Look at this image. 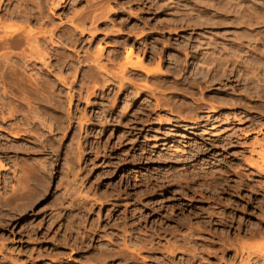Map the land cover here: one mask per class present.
<instances>
[{"label":"rangeland","instance_id":"obj_1","mask_svg":"<svg viewBox=\"0 0 264 264\" xmlns=\"http://www.w3.org/2000/svg\"><path fill=\"white\" fill-rule=\"evenodd\" d=\"M52 1L0 0V264L264 260V0Z\"/></svg>","mask_w":264,"mask_h":264},{"label":"bare ground","instance_id":"obj_2","mask_svg":"<svg viewBox=\"0 0 264 264\" xmlns=\"http://www.w3.org/2000/svg\"><path fill=\"white\" fill-rule=\"evenodd\" d=\"M27 1H28V0H27ZM48 1H49V0H48ZM50 1H52V0H50ZM52 2H53V1H52ZM55 2H56V1H55ZM59 2H60V1H58V3H59ZM211 2H212V1H211ZM227 2H228V1H227ZM28 3H29V2H28ZM30 3H31V2H30ZM48 3H49V2H47V4H48ZM58 3H57V6H58ZM221 3L223 4V2H221ZM221 3H220V4H221ZM241 3H242V2H241ZM37 4H39V3H37ZM228 4H229V3H228ZM31 5H32V4H31ZM33 5H34V3H33ZM40 5H41V3H40ZM43 5H44V4H43ZM43 5H42V6H43ZM55 5H56V4H55ZM60 5H61V4H60ZM223 5H224V4H223ZM232 5H233V4H232ZM238 5H239V4H238ZM47 6H50V5H47ZM102 6H103V5H102ZM219 6H220V5H219ZM224 6H225V5H224ZM235 6H236V5H235ZM235 6H234V7H235ZM247 6H248V5L246 4V7H247ZM30 7H31V6H30ZM36 7L39 8V6H36ZM36 7H35V8H36ZM43 7H44V6H43ZM92 7H93V6H92ZM95 7H96V6H95ZM220 7H221V6H220ZM228 7H229V6H228ZM237 7H238V6H237ZM240 7H241V6H240ZM246 7H245V8H246ZM248 7H249V6H248ZM250 7H251V6H250ZM38 8H37V9H38ZM55 8H56V7H55ZM241 8H242V7H241ZM243 8H244V7H243ZM23 9H24V8H23ZM44 9H45V8H43V10H44ZM50 9H53V8H50ZM96 9H97V8H96ZM96 9H95V10H96ZM246 9H247V8H246ZM246 9H245V10H246ZM255 9H256V8H255ZM97 10H98V9H97ZM249 10H250V9H248L247 11H249ZM259 10H260V9H259ZM262 10H264V9H262ZM40 11H42V10L40 9ZM40 11H37V12L39 13ZM44 11H45V10H44ZM252 11L256 13V10H253V9H252ZM21 12H22V11H21ZM93 12H94V11H93ZM96 12H97V11H96ZM106 12H109V11L107 10ZM110 12H111V11H110ZM40 13H41V12H40ZM42 13H43V12H42ZM44 13H45V12H44ZM44 13H43V14H44ZM242 13H243V12H242ZM247 13H248V12H247ZM255 13H252V15L255 14ZM257 13H258V11H257ZM257 13H256V14H257ZM93 14H94V13H93ZM102 14H103V13H102ZM23 15H24V14H23ZM28 15H29V14H28ZM38 15H42V14H38ZM88 15H89V14H88ZM97 15H98V14H97ZM97 15H96V16H97ZM105 15H106V14H105ZM94 16H95V15H94ZM94 16H93V17H94ZM101 16H102V15H101ZM33 17H34V14H33ZM43 17H44V16H43ZM43 17H42V18H43ZM86 17H87V16H86ZM89 17H90V16H89ZM99 17H100V16H99ZM240 17H241V16H240ZM29 18H30V17H29ZM29 18H28V19H29ZM36 18H37V16H36ZM39 18H41V17H39ZM90 18H91V17H90ZM96 18H97V17H96ZM96 18H94V19H96ZM242 18H243V17H242ZM259 18H260V17H259ZM31 19H33V18H31ZM34 19H35V18H34ZM91 19H93V18H91ZM97 19H98V18H97ZM100 19H101V18H100ZM36 20H38V19H36ZM84 20H85V18H84ZM41 21H42V20H41ZM41 21H39V22H41ZM85 21H86V20H85ZM87 21H88V20H87ZM91 21H92V20H91ZM255 21H256V20H255ZM37 22H38V21H37ZM51 22H52V21H51ZM94 22H95V21H94ZM242 22H243V21H242ZM245 22H246V19H245ZM248 22H251V20L248 21ZM1 23H2V22H1ZM246 23H247V22H246ZM93 24H94V23H93ZM251 24H252V23H251ZM256 24H258V23L256 22ZM1 27H2V29L5 28V27H3V25H2ZM1 27H0V29H1ZM78 27H79V26H78ZM246 27H247V25H246ZM76 28H77V26H76ZM80 28H81V27H80ZM19 29H20V28H19ZM82 29H83V28H82ZM247 29H248V28H247ZM247 29H246V30H247ZM17 30H18V29H17ZM17 30H15V31H17ZM20 30H21V29H20ZM246 30H245V31H246ZM21 31H22V30H21ZM21 31H20V32H21ZM30 31H32V30H29V33H28L27 31H25V32H27L26 34H25V32L23 33V31H22V33H19L20 35L22 34V36H23V34H24L25 36H23L24 38H23L22 36H20V37H22L21 39H20V37H18L19 39H18L17 41H16L15 38H14V39H15V40H14L13 37L11 36L12 39H13V40H11V43H12V41H14V42H17V44H15V45H17V46H18V44H19V46H20V45L25 46L26 48H25V47H24V48L26 49V51H23V50H22L23 53H22L21 55L18 54V55L20 56V58H19V62H18V63H20L21 68H18V66H20V65L18 64V65H17V68H15V70H16V69H17V70L15 71V70L9 68V69H11V70L9 71V73H10L11 75H13V76L16 78V80L14 79V81H15V83L17 84V90H18V91H20L24 96H25V94H26V95L28 94V95H30V96L33 95L34 97H36L35 100L39 101L40 105H42V106H46L45 103L47 102V99H48L47 97L49 96L48 94H50V93L47 92V91H48V90H47V89H48V88H47L48 83H47V85L42 83V84H40L39 86L36 85L35 87H33V81H34V80H31L32 78H29L30 76L27 77L28 74L25 75L26 71L31 70V69H35V68H36V64H37V62L45 65V64H46V60H45V59H46V57L48 56L47 53H46V54H42V53H44L45 51L42 50V53H41V52L39 51V47H38V46H35V44H36L38 41L36 40L37 38H34L35 36H32V35H31ZM70 31H71V30H70ZM74 31H75V30H74ZM83 31H84V30H83ZM245 31H243V32H245ZM253 31H254V30H253ZM18 32H19V31H18ZM34 32H35V31H34ZM249 32H250V30H249ZM249 32L247 33V35H249ZM69 33H70V32H69ZM7 34H8V33H7ZM16 34H17V33H16ZM32 34H34V33H32ZM244 34H245V33H244ZM253 34H254V33H253ZM260 34H262V33H260ZM260 34H259V35H260ZM34 35H36V34H34ZM242 35H243V34H242ZM247 35H246V36H247ZM250 35H251V34H250ZM257 35H258V33H257ZM262 35H263V34H262ZM8 37H9V36H8ZM75 37H76V36H75ZM243 37H244V36H243ZM253 37H254V36H253ZM262 37H263V36H262ZM6 38H7V37H4V40H5ZM9 38H10V37H9ZM236 38H237V37H236ZM249 38H252V36L249 37ZM256 38H257V37L255 36V39H254L255 41H256ZM7 39H8V38H7ZM238 39H239V38H238ZM238 39H237V40H238ZM243 39H244V38H243ZM79 40H80V39H79ZM213 40H214V39H213ZM250 40H253V39H250ZM259 40H260V38H259ZM43 41H44V40H43ZM255 41H254V42H255ZM0 42H2V41H0ZM6 42H7V40H6L4 43L6 44ZM48 42H49V41H48ZM50 42H51V40H50ZM252 42H253V41H252ZM252 42H251V43H252ZM9 43H10V41H9ZM41 43H43V42H41ZM41 43L38 42V44H36V45H40ZM236 43H237V42H236ZM249 43H250V42H249ZM2 44H3V43H2ZM2 44H1V45H2ZM13 44H14V43H13ZM33 44H34V46H32ZM185 44H186V43H185ZM1 45H0V46H1ZM3 45H4V44H3ZM3 45H2V46H3ZM7 45H8V42H7ZM44 45H45V44H44ZM256 45H257V44H256ZM260 45H261V44H260ZM42 46H43V45H42ZM42 46H41V47H42ZM240 46H241V45H240ZM263 46H264V45H263ZM4 47H5V46H4ZM4 47H2V48H4ZM34 47L37 48V50H38L37 52H38V53H35V52H34V51H35V49H33ZM43 47H44V46H43ZM214 47H215V46H214ZM258 48H259V47H258ZM41 49H42V48H41ZM41 49H40V50H41ZM99 50H101V49H99ZM102 50H103V49H102ZM186 50H187V49H186ZM237 50H238V49H237ZM263 50H264V49H263ZM97 51H98V50H97ZM131 51H132V49H131ZM216 51H217V50H216ZM235 51H236V50H235ZM235 51H234V52H235ZM99 52H100V51H99ZM99 52H98V53H99ZM101 52H102V51H101ZM132 52H133V51H132ZM236 52H237V51H236ZM249 52H250V51H249ZM39 53H41V54H39ZM96 53H97V52H96ZM246 53H247V52H246ZM33 54H36V55H33ZM37 54H39L38 57H36ZM100 54L102 55V53H100ZM263 54H264V53H263ZM32 55H33V56H32ZM49 55H50V54H49ZM94 55H96V54H94ZM101 55H100V57H101ZM129 55H130V54H129ZM213 55H214V54H213ZM236 55H237V54H236ZM236 55H235V57H236ZM256 55H258V54H256ZM203 56H204V54H203ZM233 56H234V55H233ZM241 56H242V55H241ZM250 56H252V55L250 54ZM5 57H7V56H5ZM5 57H4V58H5ZM129 57H130V56H129ZM129 57H128V55H127L128 60H129ZM207 57H208V56H207ZM211 57H212V56H211ZM218 57H219V56H218ZM235 57H232V59H234ZM237 57H238V56H237ZM237 57H236V58H237ZM259 57H260V56H259ZM8 58H10V57H7V59H8ZM16 58H17V57H16ZM96 58H97V57H95V59H96ZM215 58H216V57H215ZM236 58H235V60H236ZM249 58H250V57H249ZM263 58H264V57H263ZM7 59L5 58L4 60H7ZM11 59L13 60V58H11ZM48 59H49V58H48ZM92 59H93V58H92ZM97 59H98V58H97ZM219 59H220V58H219ZM219 59H218V60H219ZM227 59H228V58H227ZM257 59H260V58H257ZM17 60H18V59H17ZM128 60H127V61H128ZM130 60H131V58H130ZM140 60H141V59H140ZM140 60H139V61H140ZM230 60H231V58H230ZM249 60H250V59H249ZM9 61H10V60H9ZM96 61H98V60H96ZM125 61H126V59H125ZM137 61H138V60H137ZM139 61H138V62H139ZM141 61H142V60H141ZM141 61L139 62V64H140V63L143 64ZM208 61H209V60H208ZM208 61H207V62H208ZM219 61H221V60H219ZM224 61H225V60H223V62H224ZM228 61H229V60H228ZM255 61H256V63H257V60H255ZM0 62H1V61H0ZM31 62H34V64L32 63V65H31ZM94 62H95V61H94ZM133 62H134V61H133ZM133 62H132V63H133ZM135 62H136V61H135ZM135 62H134V63H135ZM138 62H137V63H138ZM211 62H212V61H211ZM221 62H222V61H221ZM223 62H222V63H223ZM251 62H252V61H251ZM260 62H262V61H260ZM263 62H264V61H263ZM8 63H9V62H8ZM13 63H14V61H13ZM124 63H125V62H124ZM217 63H218V61H217ZM222 63H220V64H222ZM233 63H234V62H233ZM243 63H244V62H243ZM245 63H246V62H245ZM256 63H255V64H256ZM6 64H7V63H6ZM16 64H17V63H16ZM91 64H92V63H91ZM99 64H100V63H99ZM127 64H128V63H127ZM213 64H214V61H213ZM223 64H224V63H223ZM227 64H228V63H227ZM230 64H231V63H230ZM237 64H238V63H237ZM2 65H5V64L3 63ZM10 65H13V64L11 63ZM29 65H31L32 67L30 66L31 68H28ZM96 65H97V64H96ZM158 65H159V64H158ZM198 65H199V64H198ZM208 65H209V64H208ZM224 65H225V64H224ZM232 65H233V64H232ZM234 65H235V64H234ZM234 65H233V66H234ZM238 65H239V64H238ZM238 65H236V66H238ZM240 65H241V64H240ZM260 65L262 66V64H260ZM263 65H264V63H263ZM7 66H8V65H7ZM7 66H5V67L7 68ZM13 66H15V64H14ZM41 66H42V65H41ZM45 66H46V65H45ZM47 66H48V65H47ZM98 66H99V65H98ZM132 66H133V65H132ZM132 66H131V67H132ZM137 66H138V65H137ZM137 66H136V67H137ZM201 66H204V65H201ZM212 66H213V65H212ZM212 66L210 65V67H212ZM225 66H226V65H225ZM230 66H231V65H230ZM244 66H245V65H244ZM256 66H257V65H256ZM0 67H1V66H0ZM5 67H4V68H5ZM8 67H9V66H8ZM11 67H12V66H11ZM22 67H23V68H22ZM43 67H44V66H43ZM43 67L40 68V69H38V71H40V73H42V71L44 70ZM100 67H101V66H100ZM216 67H217V65H216ZM220 67H221V66H220ZM220 67H218V68H220ZM252 67H253V66H252ZM2 68H3V67H2ZM2 68H1V69H2ZM12 68H14V67H12ZM105 68H106V67H105ZM134 68H135V67H134ZM142 68H143V67H142ZM205 68H206V67H205ZM205 68H204V69H205ZM208 68H209V66H208ZM225 68H226V67H225ZM235 68H236V67H235ZM7 69H8V68H7ZM7 69H6V71L9 70V69H8V70H7ZM102 69H104V68H102ZM221 69H222V68H221ZM223 69H224V68H223ZM94 70H95V69H94ZM159 70H160V69H159ZM205 70H206V69H205ZM252 70H253V69H252ZM6 71H4L5 74L2 73V72L0 71V73L2 74V77H5V75H7V74H6ZM119 71H120V70H119ZM18 72H19V73H18ZM99 72H100V71H99ZM150 72H151V71H150ZM215 72H216V71H215ZM219 72H220V71H219ZM231 72H232V71H231ZM20 73H21V74H20ZM10 74H9V75H10ZM19 74H20V76H19ZM92 74H93V73H92ZM119 74H120V73H119ZM157 74H158V72H157ZM257 74H258V73H257ZM9 75H8V76H9ZM11 75H10V78H12ZM29 75H30V74H29ZM41 75H43V73H42ZM94 75H97V74H94ZM94 75H93V76H94ZM122 75H123V74H122ZM245 75H246V74H245ZM252 75H253V74H252ZM262 75H263V74H262ZM0 76H1V75H0ZM8 76H6V77H8ZM216 76H217V75H216ZM243 76H244V75H243ZM251 77H252V76H251ZM27 78H28V79H27ZM41 78H42V77H41ZM43 78H45V77H43ZM245 78H246V77H245ZM260 78H262V77H260ZM4 79H5V78H4ZM6 79H7V78H6ZM12 79H13V78H12ZM12 79H10V80H12ZM92 79H93V78H92ZM95 79H97V78H95ZM156 79H157V78H156ZM255 79H256V78H255ZM8 80H9V79H8ZM35 80H36V79H35ZM41 80H42V79H41ZM43 80H46V79H43ZM43 80H42V82H43ZM243 80H244V79H243ZM256 80H258V79H256ZM12 81H13V80H12ZM31 81H32V82H31ZM37 81H38V80H37ZM37 81H36V83H37ZM39 81H40V80H39ZM45 82H48V81H45ZM259 82H260V81H259ZM9 83H10V82H9ZM15 83H14V84H15ZM37 84H38V83H37ZM257 84H258V83H257ZM2 86H3V85H2ZM257 87H258V86H257ZM196 88H197V87H196ZM259 89H260V88H259ZM15 90H16V89H15ZM256 90H257V89H256ZM13 91H14V90H13ZM263 91H264V90H263ZM263 91H260V92H263ZM16 92H17V91H16ZM0 93H1V92H0ZM245 93H246V92H245ZM249 93H250V92H249ZM259 94H260V93H259ZM50 95H51V94H50ZM26 97H27V96H25V98H26ZM50 97H51V96H50ZM253 97H254V96H253ZM258 98H259V97H258ZM29 99H30V98H29ZM29 99H28V100H29ZM50 99L52 100V98H50ZM48 100H49V99H48ZM54 100H55V99H54ZM22 101H23V100H22ZM26 101H27V98H26ZM29 101H30V100H29ZM31 101H33V100H31ZM37 101H36V102H37ZM49 101H50V100H49ZM55 101H56V104H57V100H55ZM27 102H28V101H27ZM27 102H26V103H27ZM30 103H31V102H30ZM37 103H38V102H37ZM60 103H61V102H60ZM159 103H160V102H159ZM23 104H24V103H23ZM28 105H29V102H28ZM30 105H31V104H30ZM5 106H6V105H5ZM8 106H9V105H8ZM56 106H57V105H56ZM257 106H258V105H257ZM257 106H256V107H257ZM11 107H12V106H11ZM13 107H14V106H13ZM260 107H262V106H260ZM17 108H18V107H17ZM31 108H32V107H31ZM43 108H44V107H43ZM188 108H189V107H188ZM196 108H197V107H196ZM198 108H199V107H198ZM198 108H197V109H198ZM6 109H7V108H6ZM6 109H5V110H6ZM9 109H10V107L8 108V110H9ZM18 109H19V108H18ZM29 109H30V108H29ZM29 109H28V110H29ZM200 109H201V108H200ZM200 109H199V110H200ZM187 110H188V109H187ZM195 110H196V109H195ZM195 110H194V111H195ZM13 111H14V110H13ZM13 111L11 112V114L14 113ZM7 112H8V111H7ZM16 112H17V111H16ZM30 112H31V110H30ZM30 112H29V113H30ZM196 112H197V111H196ZM9 113H10V112H9ZM189 113H190V112H189ZM11 114H10V115H11ZM14 115H15V114H14ZM25 115H26V114H25ZM11 116H13V115H11ZM26 118H27V117H25V119H26ZM25 121H27V120H25ZM29 124H30V123H28V125H29ZM259 124H260V123H259ZM41 125H42V124H41ZM14 138L17 140V139H19V136H18V135H15ZM249 163H250V162H249ZM262 171H263V170H262ZM257 258H258V257H257ZM262 258H263V257H262ZM234 264H236V263H234ZM239 264H264V260H255V261H252V260H245V261H241Z\"/></svg>","mask_w":264,"mask_h":264}]
</instances>
